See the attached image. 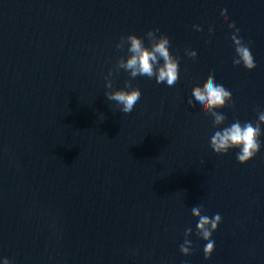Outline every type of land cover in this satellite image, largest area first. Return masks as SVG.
Wrapping results in <instances>:
<instances>
[{
	"label": "water",
	"instance_id": "water-1",
	"mask_svg": "<svg viewBox=\"0 0 264 264\" xmlns=\"http://www.w3.org/2000/svg\"><path fill=\"white\" fill-rule=\"evenodd\" d=\"M229 23L250 48L251 71L232 64ZM157 28L179 57L172 86L116 65L127 55L126 44L115 47L121 37ZM109 70L113 89L129 81L141 92L129 114L104 96ZM210 77L232 97L218 110L221 127L255 123L264 111V0H0V256L264 264V125L247 162L237 150L214 154L212 117L189 109L192 89ZM196 206L221 216L208 259L194 234Z\"/></svg>",
	"mask_w": 264,
	"mask_h": 264
},
{
	"label": "clouds",
	"instance_id": "clouds-1",
	"mask_svg": "<svg viewBox=\"0 0 264 264\" xmlns=\"http://www.w3.org/2000/svg\"><path fill=\"white\" fill-rule=\"evenodd\" d=\"M227 21L228 16L224 15L221 22ZM193 27L200 31L198 25H193ZM228 28L232 30L230 39L234 48L233 66H243L245 70H253L256 67L253 56L249 46L238 38L239 29L235 28L234 23H229ZM158 32V28L149 29L144 37L134 34L121 37L115 47L120 49L126 44L127 55L118 58L116 65L125 70L131 79H135L137 76H146L149 79L154 78L157 84L163 83L172 86L178 80L179 57L170 52L168 37L163 33L157 35ZM209 38L211 39V37ZM145 39L147 44H145ZM184 54L189 58L196 57V51L193 49L185 48ZM195 62V59H192V63L195 64ZM111 75L109 70L107 76L104 77L106 89L104 96L108 101L114 102L121 113L129 114L140 99L141 92L129 81H124L122 88L113 89L112 82L108 79ZM189 104L191 111L194 107L200 113L212 117L213 126L218 129L209 138V147L214 154L223 155L229 150H237L235 159L238 163L243 164L260 151L264 111L257 112L255 123H241L239 120H235L230 125L221 127L224 124L225 116L218 110L223 109L226 105L231 107L232 97L230 91L222 84L217 83L214 77H210L202 87L197 86L192 89ZM201 213V207H192L191 215L197 220L194 234L206 242L203 247V255L205 259H208L214 249L211 236L217 229L221 216L217 213L209 217ZM190 233H192L191 228L185 230L184 241L179 246L180 253L185 256L189 255L191 250V241L188 239ZM0 264H11V261L7 257L0 256Z\"/></svg>",
	"mask_w": 264,
	"mask_h": 264
}]
</instances>
